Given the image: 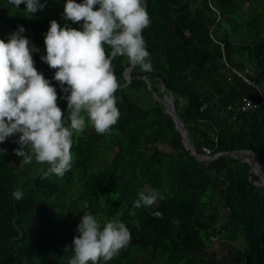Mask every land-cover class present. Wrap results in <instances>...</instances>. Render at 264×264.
<instances>
[{
  "label": "trees",
  "instance_id": "16d2710c",
  "mask_svg": "<svg viewBox=\"0 0 264 264\" xmlns=\"http://www.w3.org/2000/svg\"><path fill=\"white\" fill-rule=\"evenodd\" d=\"M66 2L39 0L44 7L27 14L25 3L16 8L0 0V39L7 42L20 26L25 29L22 35L39 49L32 53L34 67L55 87L65 118L66 94L53 78L56 69L41 57L52 20L82 30V22L62 18ZM144 7L151 23L142 35L154 70L131 67L135 79L121 86L130 65L126 57L112 60L120 85L119 119L104 134L86 120L84 132L73 135L69 171L44 178L48 165L34 156L32 164H21L15 155L19 134L0 143L6 149L0 155V264H69L83 214H92L101 226L118 218L131 233L127 247L98 264H264V187L252 183L264 172V109L226 111L227 104L253 90L236 77H224L225 62L249 65L264 92V0H144ZM105 50L111 51L107 45ZM140 75L157 95L160 82L172 94L196 153H233L201 161L190 155ZM238 150L250 151L261 172H253ZM145 187L158 190L157 201L135 208ZM16 190L23 199L12 197ZM216 205L225 210L221 222ZM214 236L227 246L226 254L207 249ZM138 252L145 260L134 257Z\"/></svg>",
  "mask_w": 264,
  "mask_h": 264
},
{
  "label": "clouds",
  "instance_id": "9594fccd",
  "mask_svg": "<svg viewBox=\"0 0 264 264\" xmlns=\"http://www.w3.org/2000/svg\"><path fill=\"white\" fill-rule=\"evenodd\" d=\"M22 3L27 14L44 7L39 0H9L16 8ZM62 18L82 22V30L67 23L61 27L52 20L41 60L56 69L53 78L66 94L61 98L67 100V118L57 104L55 87L34 67L32 53L39 49L22 35L25 29L20 26L7 42L0 39V143L19 134L15 155L25 165L33 163V156L36 163L48 165L42 170L44 178L62 177L70 170L73 135L84 132L86 120L98 134L110 132L117 123L120 113L115 92L120 85L113 59L126 57L133 68L139 66L145 73L154 70L142 35L151 23L143 0H67ZM105 45L111 49L108 54ZM4 154L6 149H0V155ZM11 195L17 201L24 197L20 190ZM158 196V190L145 187L133 206H152ZM152 215L162 218L161 212ZM77 231L69 264H98L101 258L110 261L131 240L129 229L118 218L101 226L92 214H83Z\"/></svg>",
  "mask_w": 264,
  "mask_h": 264
},
{
  "label": "water",
  "instance_id": "95a60500",
  "mask_svg": "<svg viewBox=\"0 0 264 264\" xmlns=\"http://www.w3.org/2000/svg\"><path fill=\"white\" fill-rule=\"evenodd\" d=\"M143 6H144V0H143ZM130 69H131V66H128L124 69L123 77H124L125 81L121 86H124L127 83L131 82L133 79H135V77L130 76ZM138 77H140L144 80L145 86H146L147 90L149 91L151 97H153L161 105H163L164 112L170 117L174 129L179 134L182 146L184 147V149L187 150V152L190 155L194 156L198 161H201V160H211L220 154H224V153L232 154L233 153V151H221V152L214 153L212 155L196 153L194 151L192 145H191L190 140H189L187 129L184 127L183 123L180 121V119L178 118V116L174 110V103H173L172 94L169 91H167L164 84L160 82L159 86L161 89V95H157L156 93H154L152 86H151V83L145 75H140ZM238 152L241 155L242 159L249 164L250 169L253 172H256V173L261 172L260 165L258 164L256 159L252 156L250 151L238 150ZM252 183L255 184L256 186L264 187V172L261 173L259 180L252 181Z\"/></svg>",
  "mask_w": 264,
  "mask_h": 264
},
{
  "label": "built area",
  "instance_id": "2783aa9c",
  "mask_svg": "<svg viewBox=\"0 0 264 264\" xmlns=\"http://www.w3.org/2000/svg\"><path fill=\"white\" fill-rule=\"evenodd\" d=\"M221 45V44H220ZM225 72L224 77L226 81H231V77H236L247 86L252 88L250 94H241L239 99L233 103L227 104L225 110L228 112L242 113L257 107L264 109V92L260 84L253 79L247 66L237 67L234 64L224 63ZM206 102L203 101L200 109L205 107ZM233 117L232 114H230Z\"/></svg>",
  "mask_w": 264,
  "mask_h": 264
},
{
  "label": "rangeland",
  "instance_id": "374dc122",
  "mask_svg": "<svg viewBox=\"0 0 264 264\" xmlns=\"http://www.w3.org/2000/svg\"><path fill=\"white\" fill-rule=\"evenodd\" d=\"M246 66L248 67L249 71H250L251 74L253 75V69H252V67L249 66V65H246ZM253 77H254V75H253ZM141 96H142V99H143V100H147V99H148V97H147L146 94H143V95H141ZM159 146L162 147V148H166L165 145H159ZM166 149H167V148H166ZM22 159H23V158L21 157L20 160L22 161ZM21 164H22V162H21ZM257 173H258V172H257ZM215 211H216V213H218V215L220 216L219 222H221V221L223 220V215L225 214V210H224L223 208H218V206L216 205V206H215ZM112 219H113V218H109V220H112ZM217 238H218V239H217ZM212 240L215 241V249H216V252L214 251V253H215L216 255H218V256H221V255H223V254H226V252H227V246H225V245L222 243V239H221L220 237H218V236H217V237L214 236V238H212ZM238 244H239V246H242V245H243V242H242V241H239ZM212 245H213V243H212L210 246H208L207 249L211 248ZM134 257H135L137 260H139V261H143V260H145L146 255H145L144 253H142V252H138V253H135ZM101 259H102V258H101Z\"/></svg>",
  "mask_w": 264,
  "mask_h": 264
},
{
  "label": "crops",
  "instance_id": "0c3cea01",
  "mask_svg": "<svg viewBox=\"0 0 264 264\" xmlns=\"http://www.w3.org/2000/svg\"><path fill=\"white\" fill-rule=\"evenodd\" d=\"M215 237H217V236H215ZM212 238H214V237H212ZM210 249H213L216 252V249H215V241H214V243H213V245H212V247Z\"/></svg>",
  "mask_w": 264,
  "mask_h": 264
}]
</instances>
